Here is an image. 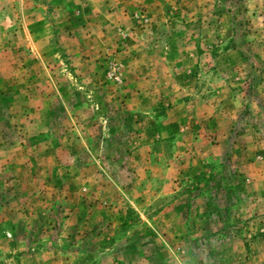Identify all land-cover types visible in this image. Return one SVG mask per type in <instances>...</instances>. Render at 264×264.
Listing matches in <instances>:
<instances>
[{
  "label": "rangeland",
  "instance_id": "rangeland-1",
  "mask_svg": "<svg viewBox=\"0 0 264 264\" xmlns=\"http://www.w3.org/2000/svg\"><path fill=\"white\" fill-rule=\"evenodd\" d=\"M0 264H264V0H0Z\"/></svg>",
  "mask_w": 264,
  "mask_h": 264
}]
</instances>
